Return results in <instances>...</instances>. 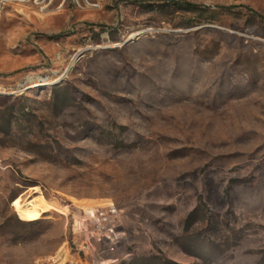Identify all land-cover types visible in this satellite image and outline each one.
<instances>
[{
  "label": "rangeland",
  "instance_id": "obj_1",
  "mask_svg": "<svg viewBox=\"0 0 264 264\" xmlns=\"http://www.w3.org/2000/svg\"><path fill=\"white\" fill-rule=\"evenodd\" d=\"M0 264H264V0H0Z\"/></svg>",
  "mask_w": 264,
  "mask_h": 264
},
{
  "label": "trees",
  "instance_id": "obj_2",
  "mask_svg": "<svg viewBox=\"0 0 264 264\" xmlns=\"http://www.w3.org/2000/svg\"><path fill=\"white\" fill-rule=\"evenodd\" d=\"M181 9H184L185 11H189V12H198L200 14H203L204 16H206L207 21L211 22L213 21V17L216 15L215 12H213L211 9H203L191 4H186L185 6L181 7ZM233 191V186L230 187V189L227 191V196L229 197L230 194ZM205 204H202L194 213H192L190 215V217L187 220V225L188 226H194L197 222L199 217L203 216L206 221L210 224H212L214 222V215L213 214H207V211L205 212Z\"/></svg>",
  "mask_w": 264,
  "mask_h": 264
},
{
  "label": "built area",
  "instance_id": "obj_3",
  "mask_svg": "<svg viewBox=\"0 0 264 264\" xmlns=\"http://www.w3.org/2000/svg\"><path fill=\"white\" fill-rule=\"evenodd\" d=\"M112 233V232H111ZM102 239H104V240H108V241H110V240H115V239H113V237L111 236V234H105L103 237H102Z\"/></svg>",
  "mask_w": 264,
  "mask_h": 264
}]
</instances>
